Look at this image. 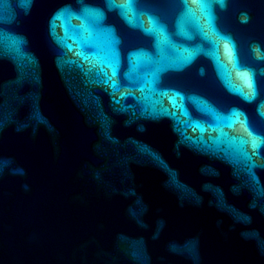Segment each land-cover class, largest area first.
<instances>
[{"label":"water","instance_id":"95a60500","mask_svg":"<svg viewBox=\"0 0 264 264\" xmlns=\"http://www.w3.org/2000/svg\"><path fill=\"white\" fill-rule=\"evenodd\" d=\"M0 264H264V0H0Z\"/></svg>","mask_w":264,"mask_h":264}]
</instances>
